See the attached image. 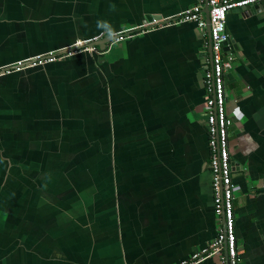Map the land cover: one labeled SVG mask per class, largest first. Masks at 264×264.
<instances>
[{
    "label": "crops",
    "instance_id": "1",
    "mask_svg": "<svg viewBox=\"0 0 264 264\" xmlns=\"http://www.w3.org/2000/svg\"><path fill=\"white\" fill-rule=\"evenodd\" d=\"M195 1L0 0V67L158 22L0 77V264H178L215 238L206 35L161 26ZM261 5L225 24L237 264H264Z\"/></svg>",
    "mask_w": 264,
    "mask_h": 264
},
{
    "label": "built area",
    "instance_id": "2",
    "mask_svg": "<svg viewBox=\"0 0 264 264\" xmlns=\"http://www.w3.org/2000/svg\"><path fill=\"white\" fill-rule=\"evenodd\" d=\"M207 4L208 38L210 47V66L203 70V84L207 92L205 100V126L208 148V171L210 175L211 205L214 216L222 219V226L215 238L205 249L193 254L188 260L178 264H198L209 256L218 255L223 247L227 264H237L236 240L233 219V184L228 152L227 129L230 120L225 112L226 95L223 74L230 68L231 56L222 53L223 45L228 41L225 31L226 14L234 9L261 4L264 0H205ZM204 0H196L193 5L178 14L173 20H166L161 26L191 23L202 34L205 33L203 17ZM157 21H152L142 28H128L112 34L111 42L130 39L139 32L156 29ZM160 26V27H161ZM145 29V30H144ZM205 45V44H204ZM101 55L89 42L76 41L63 50L17 60L0 67V76L13 72L41 67L54 61L67 58L77 53Z\"/></svg>",
    "mask_w": 264,
    "mask_h": 264
},
{
    "label": "water",
    "instance_id": "3",
    "mask_svg": "<svg viewBox=\"0 0 264 264\" xmlns=\"http://www.w3.org/2000/svg\"><path fill=\"white\" fill-rule=\"evenodd\" d=\"M207 4H206V1L204 0V3H203V17H204V21H205V33H206V56H207V59H208V63H207V67L210 66V47H209V38H208V29H209V26H208V20H207ZM256 9H262V5L261 4H256V5H253V6H245V7H241V8H237V9H234L232 11H235V12H238V13H247L248 11H251V10H256ZM149 21L147 22H151L153 20L152 16H149ZM106 40H101L100 42L102 43V45L104 46V44L110 42L112 40V38H110L109 36H106ZM105 42V43H104ZM74 43V42H73ZM101 43L97 42V41H94L92 40L90 43H89V46H93L95 47L97 50H101L103 51V49H101ZM229 47H232L233 50H235V46L233 45V42L230 41L228 39V41L223 45L222 47V53L225 54L227 52V50L229 49ZM27 70H31V69H27ZM23 71H26V70H23ZM23 71H20L23 72ZM2 77V76H0ZM230 166H231V171L233 170L232 166H235V164L233 162L230 161ZM222 226V219L220 218V227ZM222 256H223V260H224V264H227L226 262V254H225V249L223 247L222 249Z\"/></svg>",
    "mask_w": 264,
    "mask_h": 264
},
{
    "label": "flooded vegetation",
    "instance_id": "4",
    "mask_svg": "<svg viewBox=\"0 0 264 264\" xmlns=\"http://www.w3.org/2000/svg\"><path fill=\"white\" fill-rule=\"evenodd\" d=\"M90 43V42H89Z\"/></svg>",
    "mask_w": 264,
    "mask_h": 264
}]
</instances>
